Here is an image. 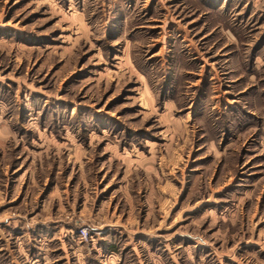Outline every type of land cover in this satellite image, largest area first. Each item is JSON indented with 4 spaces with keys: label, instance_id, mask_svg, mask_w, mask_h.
Here are the masks:
<instances>
[{
    "label": "rangeland",
    "instance_id": "obj_1",
    "mask_svg": "<svg viewBox=\"0 0 264 264\" xmlns=\"http://www.w3.org/2000/svg\"><path fill=\"white\" fill-rule=\"evenodd\" d=\"M0 264H264V0H0Z\"/></svg>",
    "mask_w": 264,
    "mask_h": 264
}]
</instances>
